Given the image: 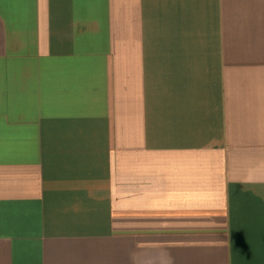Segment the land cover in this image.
I'll list each match as a JSON object with an SVG mask.
<instances>
[{"label":"crops","instance_id":"obj_1","mask_svg":"<svg viewBox=\"0 0 264 264\" xmlns=\"http://www.w3.org/2000/svg\"><path fill=\"white\" fill-rule=\"evenodd\" d=\"M0 264H264V0H0Z\"/></svg>","mask_w":264,"mask_h":264}]
</instances>
